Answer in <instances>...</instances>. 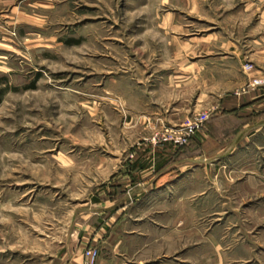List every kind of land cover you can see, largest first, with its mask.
<instances>
[{
  "label": "rangeland",
  "instance_id": "obj_1",
  "mask_svg": "<svg viewBox=\"0 0 264 264\" xmlns=\"http://www.w3.org/2000/svg\"><path fill=\"white\" fill-rule=\"evenodd\" d=\"M258 69L264 0L0 1V264L47 263L124 158L209 120ZM239 171L224 214L195 205L227 233L184 242L193 264H264V175Z\"/></svg>",
  "mask_w": 264,
  "mask_h": 264
},
{
  "label": "crops",
  "instance_id": "obj_2",
  "mask_svg": "<svg viewBox=\"0 0 264 264\" xmlns=\"http://www.w3.org/2000/svg\"><path fill=\"white\" fill-rule=\"evenodd\" d=\"M225 73L223 67L215 78ZM260 73L264 72L258 69L250 79L261 77ZM209 74L191 77L207 78V85ZM210 109L205 129L188 147L143 142L124 158L90 199L89 215L59 241L60 248L48 254L44 264H84L90 247L100 251L97 264H193V243L184 242L196 235L208 239L219 231L225 240V228L219 229L225 226V216L216 220L218 229L212 232L203 216H195V205L209 212L210 207L216 209L211 205L216 199L224 214L227 170L264 175V88L221 94ZM198 253L202 256L204 251Z\"/></svg>",
  "mask_w": 264,
  "mask_h": 264
},
{
  "label": "built area",
  "instance_id": "obj_3",
  "mask_svg": "<svg viewBox=\"0 0 264 264\" xmlns=\"http://www.w3.org/2000/svg\"><path fill=\"white\" fill-rule=\"evenodd\" d=\"M251 85L254 87L264 88V77L255 79ZM206 119H188L184 124L176 128H170L167 134L160 138V143H168L174 145L176 148H185L191 144L195 138L205 127ZM100 257V251L97 248H87L85 251L84 264H97Z\"/></svg>",
  "mask_w": 264,
  "mask_h": 264
},
{
  "label": "trees",
  "instance_id": "obj_4",
  "mask_svg": "<svg viewBox=\"0 0 264 264\" xmlns=\"http://www.w3.org/2000/svg\"><path fill=\"white\" fill-rule=\"evenodd\" d=\"M193 140H194V138H193ZM193 140L191 141V143L193 142Z\"/></svg>",
  "mask_w": 264,
  "mask_h": 264
}]
</instances>
